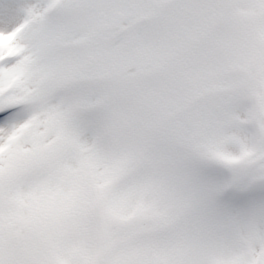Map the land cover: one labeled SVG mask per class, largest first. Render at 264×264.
I'll return each instance as SVG.
<instances>
[{
  "label": "snow or ice",
  "instance_id": "1",
  "mask_svg": "<svg viewBox=\"0 0 264 264\" xmlns=\"http://www.w3.org/2000/svg\"><path fill=\"white\" fill-rule=\"evenodd\" d=\"M0 264H264V0H0Z\"/></svg>",
  "mask_w": 264,
  "mask_h": 264
}]
</instances>
